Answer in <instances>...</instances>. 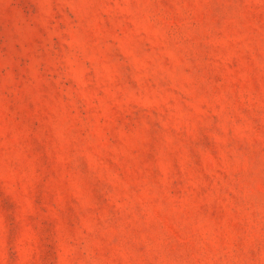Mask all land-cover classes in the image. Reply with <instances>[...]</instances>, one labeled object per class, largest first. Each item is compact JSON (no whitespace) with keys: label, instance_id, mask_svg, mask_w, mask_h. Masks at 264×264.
Here are the masks:
<instances>
[{"label":"rangeland","instance_id":"rangeland-1","mask_svg":"<svg viewBox=\"0 0 264 264\" xmlns=\"http://www.w3.org/2000/svg\"><path fill=\"white\" fill-rule=\"evenodd\" d=\"M0 264H264V0H0Z\"/></svg>","mask_w":264,"mask_h":264}]
</instances>
